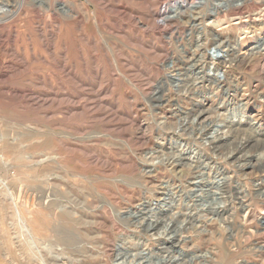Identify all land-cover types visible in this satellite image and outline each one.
<instances>
[{"label":"rangeland","instance_id":"obj_1","mask_svg":"<svg viewBox=\"0 0 264 264\" xmlns=\"http://www.w3.org/2000/svg\"><path fill=\"white\" fill-rule=\"evenodd\" d=\"M176 1L0 0V264H264V0Z\"/></svg>","mask_w":264,"mask_h":264},{"label":"bare ground","instance_id":"obj_2","mask_svg":"<svg viewBox=\"0 0 264 264\" xmlns=\"http://www.w3.org/2000/svg\"><path fill=\"white\" fill-rule=\"evenodd\" d=\"M203 1V2H202ZM209 1V0H208ZM235 1V4H231V3H229L230 2V0H212V1H210L209 3H211V6H210V8H208L209 9V14H211V15H213V16H218L221 12H223V11H227L228 12V10L229 9H231L232 7H234V8H237V9H240V8H242L243 7V5H246L245 3L246 2H248V0H234ZM234 3V2H233ZM205 4H208L207 3V0H200V2L198 1V2H196V4H192V6H191V4L189 5V3H188V1L187 0H177L176 1V3L174 4V6L173 7H171V9L169 10V12H168V16H166V18H165V22H170V21H172V20H175V19H180V18H182L183 17V15H186V11L187 10H192V8H194V9H197V8H201L202 7V5H205ZM42 5V4H41ZM208 5H210V4H208ZM207 5V6H208ZM213 7V9H211ZM193 9V10H194ZM233 9V8H232ZM1 13H6V14H8L9 12H8V10H6V9H2V8H0V14ZM253 15V14H252ZM191 18V17H190ZM241 18V17H240ZM252 19V18H251ZM194 20V19H193ZM257 21V20H256ZM168 25V24H167ZM164 26V25H163ZM169 27V26H168ZM170 28V27H169ZM180 32V31H179ZM165 33V32H164ZM219 45V44H218ZM220 47H221V45H220ZM255 47V46H254ZM216 49L215 50H217V49H219V47L218 46H216L215 47ZM218 53V52H217ZM263 54V53H262ZM214 57V56H213ZM241 63V62H240ZM243 63V62H242ZM259 64L260 63H262V62H258ZM247 63H245L244 65H246ZM214 65V64H213ZM243 66V65H242ZM215 67V66H214ZM173 69V68H172ZM171 70V69H170ZM171 72H173V71H171ZM260 78L261 79H263L264 80V64H263V66L260 68ZM167 77H172V78H175V76H173L171 73L170 74H168V76ZM167 79L168 78H166L165 80H163L162 82L165 84V82L167 81ZM258 79V78H257ZM260 79V80H261ZM148 80V79H147ZM169 81H170V79H168ZM144 82V81H143ZM167 83V82H166ZM160 85H162V83L160 84ZM159 85V88L158 89H160V86ZM147 87V86H146ZM158 92V91H157ZM188 92V91H187ZM156 95V92H155V94L153 95V98L152 99H158L159 100V98L157 97V96H155ZM243 118V117H242ZM242 122V121H241ZM181 124V123H180ZM190 127V126H189ZM252 127H254V126H252ZM192 128V127H191ZM229 128V127H228ZM254 128H256V129H258L257 127H254ZM230 129H231V127H230ZM229 129V130H230ZM249 129V128H248ZM202 130V129H201ZM254 130V129H253ZM255 131V130H254ZM253 131V132H254ZM203 132V131H202ZM231 132H232V130H231ZM231 132H229V134L231 133ZM251 132V131H250ZM240 133V132H239ZM238 134V133H237ZM225 135H227V134H225ZM233 135V134H232ZM248 135V134H247ZM250 135V134H249ZM224 136V135H223ZM221 137L220 136V139H223L224 137ZM230 136V135H229ZM245 136V135H244ZM254 136V135H253ZM226 137V136H225ZM239 137V136H238ZM249 137V136H248ZM229 138V137H228ZM219 139V140H220ZM226 139V138H225ZM224 140V139H223ZM248 140H251V138H249ZM246 141L244 144H243V149L244 148H247L249 145H250V142L252 141ZM257 140V139H256ZM207 141V140H206ZM216 140H215V138H213V139H211L210 140V143L212 144V145H214L216 142H215ZM222 141V140H221ZM244 141V140H243ZM238 142V141H237ZM240 142V141H239ZM217 143H218V141H217ZM243 143V142H242ZM211 146V145H210ZM240 148H241V146H240ZM212 150V149H211ZM246 150V149H245ZM215 151V150H214ZM242 151V150H241ZM241 151H240V153H241ZM216 152V151H215ZM229 152V151H228ZM213 153V152H212ZM173 154V153H172ZM196 156V155H195ZM218 156V155H217ZM174 157V156H173ZM231 157V156H230ZM246 158V157H245ZM250 158V157H249ZM193 159V158H192ZM232 159H235L236 160V156H232ZM168 160V159H167ZM171 160H172V158H171ZM226 160V159H225ZM230 160V159H229ZM169 161V160H168ZM183 162V161H182ZM240 162V161H239ZM144 163V162H143ZM190 163V162H189ZM145 164H147V163H145ZM208 164H210V163H208ZM240 164V163H239ZM150 165V164H149ZM230 165V164H229ZM232 165V164H231ZM250 165V164H249ZM142 166V165H141ZM200 167H201V165H200ZM202 168V167H201ZM141 170V169H140ZM143 172V171H142ZM201 173V172H200ZM204 175V174H203ZM227 177H223V179H220V181H219V185H218V188L219 187H221L222 185H223V183L225 184V183H227L228 182V180L230 179L229 177V179L227 178ZM204 181V180H203ZM200 183V182H199ZM218 184V183H217ZM227 186H228V184H227ZM97 190V189H96ZM98 191V190H97ZM106 191V190H105ZM100 193V192H99ZM102 193V192H101ZM230 193V192H229ZM238 193H239V191H238ZM100 195V194H99ZM115 195V194H114ZM102 196V195H101ZM244 196V195H243ZM123 197V196H122ZM125 197V196H124ZM222 197V196H221ZM116 198V197H115ZM131 201V200H130ZM195 201V200H194ZM174 202V201H173ZM109 204V203H108ZM107 204V205H108ZM264 204V203H263ZM111 205V204H110ZM113 206V205H112ZM116 206V205H115ZM256 206V205H255ZM80 207V206H79ZM148 207V206H147ZM164 207V206H163ZM253 207V206H252ZM53 208V207H52ZM142 208V207H141ZM143 208H145V207H143ZM257 208V207H256ZM260 208V207H259ZM116 209V208H115ZM114 209V210H115ZM95 210V209H94ZM113 210V211H114ZM147 210V209H146ZM149 210V209H148ZM260 210V209H259ZM69 211V210H68ZM150 211V210H149ZM74 212V211H73ZM152 212V211H151ZM143 213V212H142ZM90 214V213H89ZM114 214V213H113ZM118 215H117V217L120 219V221L122 220H124V223H125V220H129L130 218H136L137 217V215H138V213H136V212H134V210H132V209H130L129 211H127L126 213H124V214H121V213H117ZM95 215V214H94ZM262 215H264V213L262 214ZM111 217V216H110ZM115 217H116V215H115ZM150 217V216H149ZM199 217V216H198ZM169 218V217H168ZM86 220V219H85ZM146 220V219H145ZM255 220V219H254ZM87 221V220H86ZM119 221V220H118ZM147 221H149V220H147ZM95 222V221H94ZM129 222V221H128ZM42 223V222H41ZM118 223V222H117ZM144 223V222H143ZM119 224H120V222H119ZM185 224V223H184ZM123 225V224H122ZM156 225V224H155ZM41 226V225H40ZM150 226V225H149ZM158 226V225H157ZM183 226V225H182ZM138 227V226H137ZM146 228H147V226H146ZM151 228V227H150ZM162 228V227H161ZM192 228V227H191ZM148 229H149V227H148ZM157 229V228H156ZM189 229V228H188ZM137 230V229H136ZM159 230V229H158ZM157 230V231H158ZM74 231V230H73ZM76 231H77V229H76ZM120 231V230H119ZM145 231V230H144ZM150 231V230H149ZM85 232V231H84ZM125 232V231H124ZM232 232V231H231ZM136 233H137V231H136ZM163 233V232H162ZM166 233V232H165ZM180 233V232H179ZM148 234V233H147ZM152 234V233H151ZM156 234H158V233H156ZM164 234V233H163ZM154 235V234H153ZM81 236V235H80ZM128 236V235H127ZM126 236V237H127ZM151 236V235H150ZM155 236V235H154ZM164 236V235H163ZM170 236H171V234H170ZM169 236V237H170ZM70 237V236H69ZM98 237V236H97ZM153 237V236H152ZM172 237V236H171ZM170 237V238H171ZM123 238V235H122V237L120 238V239H122ZM79 239V238H78ZM95 239V238H94ZM120 239H119V242H120ZM126 238H124V240H125ZM89 240V239H88ZM76 241V240H75ZM83 241V240H82ZM68 242V241H67ZM124 242V241H123ZM176 243V242H175ZM180 243V242H179ZM139 244V243H138ZM78 245V244H77ZM148 245V244H147ZM133 247V246H132ZM136 247H137V245H136ZM73 248V247H72ZM76 248V247H75ZM116 248V252H117V256L120 254V253H122L123 252V248H122V245H121V243H119V244H117V246L115 247ZM264 248V247H263ZM71 249V248H70ZM133 249V248H132ZM167 249V248H166ZM259 249V248H258ZM170 250V249H169ZM110 251V250H109ZM77 252V251H76ZM113 252V251H112ZM142 252V251H141ZM140 252V253H141ZM143 253V252H142ZM80 254V253H79ZM137 254V253H136ZM99 254H97V256H98ZM129 255V254H128ZM136 256V255H135ZM138 256H140V255H138ZM59 257V256H58ZM84 257H85V255H84ZM127 257V256H126ZM129 257V256H128ZM89 259V258H88ZM142 259V258H141ZM198 259V258H197ZM86 260V259H85ZM73 261V260H72ZM115 261V260H114ZM113 261V262H114ZM100 262V261H99ZM144 262V261H143ZM142 262V263H143ZM78 263V262H77ZM101 263V262H100ZM119 263V262H118ZM196 263V262H195ZM54 264V263H53ZM69 264V263H68ZM131 264V263H130Z\"/></svg>","mask_w":264,"mask_h":264}]
</instances>
